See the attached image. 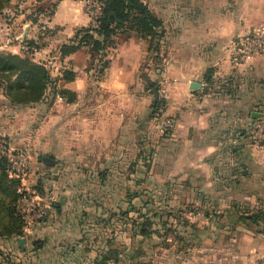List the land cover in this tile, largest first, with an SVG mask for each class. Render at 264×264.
I'll list each match as a JSON object with an SVG mask.
<instances>
[{"label": "crops", "instance_id": "1", "mask_svg": "<svg viewBox=\"0 0 264 264\" xmlns=\"http://www.w3.org/2000/svg\"><path fill=\"white\" fill-rule=\"evenodd\" d=\"M168 1L161 8L159 3L151 5L172 28L163 53L153 55L147 37L123 34L110 53L107 71L97 80L83 70L91 49L83 45L66 54L60 63L70 60L76 72L62 83L65 93L73 95L70 133L58 121L45 120L39 127H20V135L39 145L41 141L71 143L73 158L93 161L94 167L99 161L109 165L125 159L131 146L141 145L137 156L160 161L157 175L168 177L175 195L183 191L175 204L198 202L223 211L190 219L189 226H184V233L193 237L189 249L185 248L188 253L178 259L175 249L168 248L166 264H255L264 257V227L244 218L238 207L259 202L251 193L256 192L253 177L260 149L248 127L253 112H259L257 103L264 104V55L235 62L229 45L264 24V0ZM91 21L83 0H59L49 24L59 27L58 39L69 41ZM156 61L162 67L154 73ZM158 79L167 87L168 113L175 118L173 131L162 133L163 137L150 118L156 96L149 93ZM192 81L202 85L192 87ZM43 155L36 159L39 167L58 162L52 157L56 161L48 163ZM52 208L45 220L24 235L34 264H95L101 253L107 254V243L97 249L94 239H88L86 248L65 252L59 241L66 236L69 240L70 231L56 228ZM21 237L17 236L19 244ZM35 238L41 239L40 246L32 243Z\"/></svg>", "mask_w": 264, "mask_h": 264}, {"label": "rangeland", "instance_id": "2", "mask_svg": "<svg viewBox=\"0 0 264 264\" xmlns=\"http://www.w3.org/2000/svg\"><path fill=\"white\" fill-rule=\"evenodd\" d=\"M58 1L4 0L0 6V53L27 57L45 65L51 76L58 78L57 83L52 81L48 84L46 93L40 101L28 104L12 103L6 93L9 80L0 78V137L9 139L13 146L30 144L33 147L32 170L28 184L53 207L56 228L60 230L69 228L71 238L68 240L66 236V239L59 241L65 252L75 250L77 247L86 248L88 239H94L93 244L97 249L102 247L103 242L108 245L107 254L101 253L95 264H155L159 261L166 264L168 248L175 249L178 259L183 258L184 253H188L186 249H189V244L193 243L191 240L193 237L184 233V226L189 224L185 221L194 217L221 215L223 211L202 207L198 202L175 204L174 200L179 199L183 191L175 195L169 188L171 181L168 177L157 175L156 166L160 161H153L148 157L140 158L139 154L137 156L138 151H142L141 145L127 146L130 148L125 159L113 160L109 165L99 161L94 167L93 161L82 162L73 158L71 143L56 145L54 142L45 144L41 141L39 145L32 140H23V135H20V127L25 128L26 125L39 127L45 120L54 123L58 121V124L67 126L66 129L70 133L73 95L61 91L65 89L62 84L66 81L62 78L64 72L68 69L73 70L74 66L70 60L66 64L60 62L66 54H71L62 53L61 45L65 42L70 43L71 40L58 39L59 27L49 24ZM144 1L150 7L159 3L160 8L169 2ZM198 1L192 0V3ZM83 2L89 15L91 11L99 10L98 18L104 0ZM159 17L163 21L162 27L158 28L159 30L162 28L159 33V48L160 53H163L172 28H168L163 16ZM123 34L126 35V32L122 30L115 36L117 41L105 49V57L99 56L101 52H93L89 45H84L91 49V54L89 63L83 70L89 71L93 80L99 79L107 71V67L101 73L99 69L103 61L110 59L111 51ZM159 67H162L161 61L153 62L151 72H158ZM16 77L12 75L11 79ZM155 81L158 88L166 87L163 81L159 79ZM150 85L151 88L154 87L153 83ZM149 95L154 97V92H150ZM256 108L257 111L264 113V104L257 103ZM257 117L259 116L254 118ZM3 127L8 131L1 130ZM162 133L160 131V136L163 137ZM253 143L260 149L255 156L260 161L256 160V175L253 178L257 186L256 192L251 193V198L259 202L254 206L251 202L241 204L238 209L246 214L264 212V145L254 141ZM43 154L57 158L58 162L51 167L44 164L37 166L36 159ZM0 182L2 190L10 195L11 183L7 178L1 179ZM192 205H197L198 209L189 214L188 211L194 207ZM149 220L153 223L149 228L152 234H142L143 223ZM104 232L106 238L103 239L101 234ZM188 232L192 234L191 230ZM36 241L42 242L39 238L33 239L35 247ZM30 251L31 249L25 248L24 244L20 246L17 235H0V264H32L30 258L33 256Z\"/></svg>", "mask_w": 264, "mask_h": 264}, {"label": "trees", "instance_id": "3", "mask_svg": "<svg viewBox=\"0 0 264 264\" xmlns=\"http://www.w3.org/2000/svg\"><path fill=\"white\" fill-rule=\"evenodd\" d=\"M3 1L0 0V6ZM162 24V19L144 0H104L102 11L98 16V24L79 27L71 42H65L61 45V52L65 54L73 52L83 45H89L93 52H101L99 56L105 57V49L116 43L115 36L123 30L127 36L138 34L142 37H148L150 50L154 53L153 55L159 56V33L162 28L160 30L158 28L162 27ZM108 64L109 59L103 61L99 69L100 73L105 70ZM75 74V71L68 69L62 78L73 79ZM12 75H16V79H11ZM0 78L9 80L6 93L12 103L15 104L40 101L46 93L48 84L52 81L57 83L58 80V78L51 76L45 65L27 57L6 52L0 53ZM61 92L64 93L65 91L62 90ZM158 103L159 100L155 97L151 117H154ZM5 166V160L0 158V180L7 178L12 187L11 194L8 195L2 190L0 182V235L24 236L25 223L16 207L18 182L8 176ZM241 215L263 229V211L248 214L249 217H246L245 213ZM185 222L188 223L189 221ZM150 224H153L151 220L143 223L142 234H152L149 229ZM36 244L40 246L41 242Z\"/></svg>", "mask_w": 264, "mask_h": 264}, {"label": "built area", "instance_id": "4", "mask_svg": "<svg viewBox=\"0 0 264 264\" xmlns=\"http://www.w3.org/2000/svg\"><path fill=\"white\" fill-rule=\"evenodd\" d=\"M100 6V5H99ZM101 7V6H100ZM99 9V8H98ZM98 11H91V24H98ZM230 56L235 62H244L257 54L264 55V24L234 38L229 45ZM167 88H158L159 103L156 106L154 119L163 133H171L175 127V118L168 113L167 109ZM248 133L257 144L264 145V115H260L251 122ZM32 150L30 144L24 146H13L9 139L0 137V158L6 162V171L11 179L18 182V198L16 202L17 211L24 220L25 232L31 231L38 223L49 216L51 204L45 201L28 184L31 175ZM188 212L193 213L198 209L197 205H192ZM255 264H264V257L255 261Z\"/></svg>", "mask_w": 264, "mask_h": 264}, {"label": "water", "instance_id": "5", "mask_svg": "<svg viewBox=\"0 0 264 264\" xmlns=\"http://www.w3.org/2000/svg\"><path fill=\"white\" fill-rule=\"evenodd\" d=\"M200 85H202V83L199 81H192V83H191L192 87H198ZM153 92L155 93V96L157 97L158 96V87L157 86L154 87ZM262 114H264V113L263 112H253L254 117L260 116ZM44 160L47 161L48 163H54L56 161L55 159H53L50 156H44ZM26 240H27V238L25 236H22L20 238V245L22 246Z\"/></svg>", "mask_w": 264, "mask_h": 264}]
</instances>
